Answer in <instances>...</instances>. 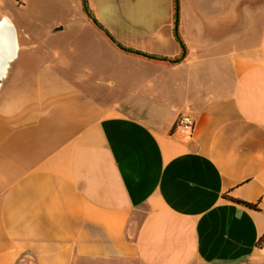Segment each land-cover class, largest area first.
<instances>
[{
  "label": "crops",
  "instance_id": "0c3cea01",
  "mask_svg": "<svg viewBox=\"0 0 264 264\" xmlns=\"http://www.w3.org/2000/svg\"><path fill=\"white\" fill-rule=\"evenodd\" d=\"M258 1L87 0L102 29L83 6L71 28L133 73L158 71L141 77L148 102L48 45L66 25L17 23L24 0H0L16 37L0 77V264H264Z\"/></svg>",
  "mask_w": 264,
  "mask_h": 264
},
{
  "label": "rangeland",
  "instance_id": "374dc122",
  "mask_svg": "<svg viewBox=\"0 0 264 264\" xmlns=\"http://www.w3.org/2000/svg\"><path fill=\"white\" fill-rule=\"evenodd\" d=\"M24 2L26 4L25 7L14 6L10 8L8 10L10 16L17 23H24L29 26L33 24L50 26L55 23L66 25L68 27L66 32L48 33L46 42L48 45L60 49L64 52V55L68 53L69 58L76 67L94 68L93 75L95 76L90 80L91 83L98 81L102 83V86H105L108 80L117 79L120 85L117 88L112 87L116 91L114 95L123 97L127 90L138 89L141 91L142 89V93H139L140 98L148 100V102L157 101L156 95H152L154 97L146 95L148 92L145 90L146 85L144 84L143 86L145 82L142 81L141 77L155 76L158 71L149 67L144 71H134L133 73L125 64L118 65L111 57H108L104 53L101 54L98 51V45L94 42L90 33L86 31L82 33L71 28L72 26L78 25V23L70 20L75 15L83 14L81 10L83 6L82 0H24ZM258 2V0H247L246 4L253 7ZM10 4V1H6L2 6L8 9ZM84 14H86L85 11ZM85 85H82L83 88L93 94L94 90ZM153 91V94L157 91L155 86Z\"/></svg>",
  "mask_w": 264,
  "mask_h": 264
},
{
  "label": "bare ground",
  "instance_id": "6f19581e",
  "mask_svg": "<svg viewBox=\"0 0 264 264\" xmlns=\"http://www.w3.org/2000/svg\"><path fill=\"white\" fill-rule=\"evenodd\" d=\"M15 45L14 27L7 17H2L0 19V77L4 73L8 59L15 53Z\"/></svg>",
  "mask_w": 264,
  "mask_h": 264
},
{
  "label": "trees",
  "instance_id": "16d2710c",
  "mask_svg": "<svg viewBox=\"0 0 264 264\" xmlns=\"http://www.w3.org/2000/svg\"><path fill=\"white\" fill-rule=\"evenodd\" d=\"M82 5H83V10L86 12V14L89 17V19H91L94 24H96L99 28L102 29V27L99 25V23L96 21V19H94V17L91 15V13H90V11L88 9L87 0H82ZM177 10L178 9H177V6H176V8H175V15H174L175 21H177ZM174 36H175L176 40H178L180 42V45L183 48L184 45L180 41V37H179V35L177 33V24H175V26H174ZM109 37L111 38V40L113 42H116L111 36H109ZM117 45L119 46V48H121L122 50H124L126 52L135 53V54L141 55V56L146 57V58H151V59H164L163 57H158V56L151 55V54H148V53H144V52H141V51H136V50H133V49H130V48H125V47L121 46L118 43H117ZM231 200H233L236 203L242 204V205H244V206H246L248 208L258 209L256 203H249V202H245V201L238 200V199H231ZM263 237H264V235L262 237H260L259 242L263 239Z\"/></svg>",
  "mask_w": 264,
  "mask_h": 264
},
{
  "label": "built area",
  "instance_id": "2783aa9c",
  "mask_svg": "<svg viewBox=\"0 0 264 264\" xmlns=\"http://www.w3.org/2000/svg\"><path fill=\"white\" fill-rule=\"evenodd\" d=\"M193 129H194V121L190 116L182 115L179 117L176 125V131L178 133L191 136Z\"/></svg>",
  "mask_w": 264,
  "mask_h": 264
},
{
  "label": "water",
  "instance_id": "95a60500",
  "mask_svg": "<svg viewBox=\"0 0 264 264\" xmlns=\"http://www.w3.org/2000/svg\"><path fill=\"white\" fill-rule=\"evenodd\" d=\"M117 46H118V45H117ZM118 47H119V46H118ZM12 56H13V54H12ZM12 56H11V57H12ZM6 65H7V64H6Z\"/></svg>",
  "mask_w": 264,
  "mask_h": 264
}]
</instances>
